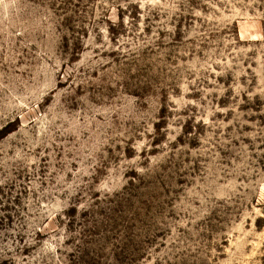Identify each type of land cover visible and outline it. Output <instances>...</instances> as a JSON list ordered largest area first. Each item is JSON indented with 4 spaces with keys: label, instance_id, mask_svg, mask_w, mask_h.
Returning <instances> with one entry per match:
<instances>
[{
    "label": "rangeland",
    "instance_id": "rangeland-1",
    "mask_svg": "<svg viewBox=\"0 0 264 264\" xmlns=\"http://www.w3.org/2000/svg\"><path fill=\"white\" fill-rule=\"evenodd\" d=\"M0 264H264V0H0Z\"/></svg>",
    "mask_w": 264,
    "mask_h": 264
}]
</instances>
